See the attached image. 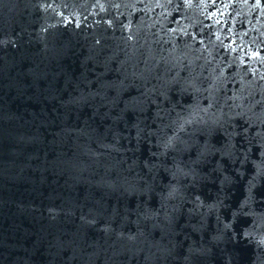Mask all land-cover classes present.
Returning <instances> with one entry per match:
<instances>
[{"label": "water", "instance_id": "water-1", "mask_svg": "<svg viewBox=\"0 0 264 264\" xmlns=\"http://www.w3.org/2000/svg\"><path fill=\"white\" fill-rule=\"evenodd\" d=\"M0 264H264V0H0Z\"/></svg>", "mask_w": 264, "mask_h": 264}]
</instances>
